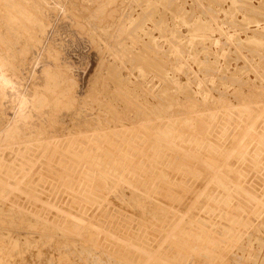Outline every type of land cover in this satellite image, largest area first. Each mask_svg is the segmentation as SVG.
Returning <instances> with one entry per match:
<instances>
[{"label": "rangeland", "instance_id": "rangeland-1", "mask_svg": "<svg viewBox=\"0 0 264 264\" xmlns=\"http://www.w3.org/2000/svg\"><path fill=\"white\" fill-rule=\"evenodd\" d=\"M0 264H264V0H0Z\"/></svg>", "mask_w": 264, "mask_h": 264}]
</instances>
